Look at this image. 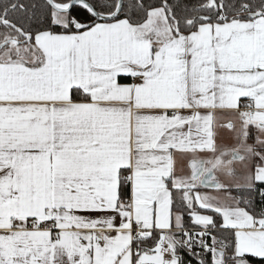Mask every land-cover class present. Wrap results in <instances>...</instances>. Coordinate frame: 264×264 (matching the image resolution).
<instances>
[{
  "label": "snow or ice",
  "instance_id": "1",
  "mask_svg": "<svg viewBox=\"0 0 264 264\" xmlns=\"http://www.w3.org/2000/svg\"><path fill=\"white\" fill-rule=\"evenodd\" d=\"M0 264H264V0H0Z\"/></svg>",
  "mask_w": 264,
  "mask_h": 264
}]
</instances>
